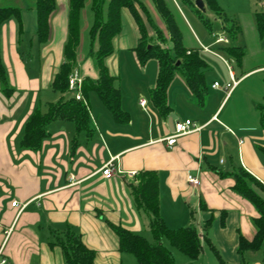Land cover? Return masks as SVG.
Listing matches in <instances>:
<instances>
[{"label":"crops","instance_id":"1","mask_svg":"<svg viewBox=\"0 0 264 264\" xmlns=\"http://www.w3.org/2000/svg\"><path fill=\"white\" fill-rule=\"evenodd\" d=\"M141 1L164 28L152 0ZM30 3L32 6L23 4V0H0L2 7L22 9V28L19 20L12 18L0 29L1 59L8 83L15 90L10 96L4 95L0 82V248L4 245L9 263L67 264L58 240L72 230L95 251L96 264H133L127 258L130 253L120 250V239L111 224L135 233L144 230V216L129 190L130 184L136 182V176L130 173L137 175L143 171L158 173L161 215L169 228L194 223L202 232L205 222L217 220L215 216L211 218V211H221L223 227L229 228L238 219L242 230L239 241L241 236L253 240V219L259 214L250 201L234 191L232 173L243 168L264 186V128L259 111L264 102V64L248 67L244 57L239 68L233 69L212 50L217 46L214 42L201 48V56L206 53L216 59L209 61L211 65L206 61L208 94L203 105L179 75L168 90L170 110L166 115L148 95H141L140 99L147 100L146 106L136 99L132 105L120 85L123 108L131 114V121L119 124L99 96L90 92L87 103L94 128L92 137L82 133L74 145L75 125L56 121L49 126V136L41 150H24L20 144L28 119L36 111L46 112L54 100L59 101L51 90L56 91L52 84L65 62L70 17V1L57 0L49 40L42 45L34 37L35 0ZM86 13L84 9L76 69L86 60L84 31L90 26L89 22V26L85 24ZM129 23L115 41L116 50L117 46L134 49L138 45L139 32L132 16ZM142 66L145 71V65ZM82 76L98 80L93 70H85ZM234 80L238 84L229 89ZM156 81L147 84L150 91ZM216 82L219 88H214ZM187 120L195 124L193 132L179 137L169 147L166 139L174 134L175 124ZM220 155L230 158L222 169L224 177L212 166L214 158ZM111 160L124 173H116L108 180L100 170ZM189 175L201 184L192 185ZM13 202L19 206H13ZM232 213L238 215L236 220L231 218ZM8 230L12 231L9 236ZM229 239V245L220 246L229 264H261L257 252L241 256L235 241ZM196 264L215 262L203 251Z\"/></svg>","mask_w":264,"mask_h":264},{"label":"trees","instance_id":"2","mask_svg":"<svg viewBox=\"0 0 264 264\" xmlns=\"http://www.w3.org/2000/svg\"><path fill=\"white\" fill-rule=\"evenodd\" d=\"M69 39L65 47V62L53 81L52 87L61 94L69 90V77L78 64V48L81 44L82 12L88 0H69ZM181 5L193 9L201 18L208 29L212 28L211 22L196 7L193 0H177ZM206 7L222 19L227 25L225 31L230 36L236 34V27L228 26L230 18L220 7L218 0H203ZM164 28L154 19L151 11L141 0H92L94 23L90 29L91 57L98 68V80L86 78L83 87L85 100H77L74 97L61 99L49 103L46 112L36 111L27 121L24 135L21 140V148L30 151H39L43 147L44 140L49 136V126L56 122H70L76 127L77 135L73 144L78 143V135L85 133L92 137L94 128L88 96L95 92L104 106L110 111L114 120L119 124H128L131 114L123 108V96L120 88L119 77L114 76L107 68L105 61L116 53L115 41L123 30L122 14L128 10L133 17L139 32V42L134 48L141 65H146L151 59L159 63V74L156 85L150 91L153 105L162 113L170 110L168 104V90L177 75L183 76L187 86L198 102L205 103L208 88L205 79L208 64L201 56V48H187L184 43V34L180 22L173 9L172 0H152ZM35 11L37 13V31L35 38L40 44L49 40L51 32V16L57 9V0H36ZM20 7H0L1 26L12 18L19 20L22 28ZM256 27L260 37L264 36V12H258L255 16ZM153 33L155 36H153ZM98 48L95 49V44ZM234 57L238 64L243 62L245 50L240 46H227L221 48ZM0 82L1 91L10 96L15 90L9 85L7 71L1 59L0 46ZM261 114V126L264 128V102L259 105ZM264 155V149H262ZM221 176L226 174L220 170ZM235 177L234 191L250 201L259 216L253 220L256 235L253 240L244 236L240 237L238 252L244 256L247 252L264 251V199L256 192L255 186L264 190V186L243 168L232 173ZM133 199L139 212L148 216L149 226L156 243H150L142 235L130 231L121 226L111 224L120 239V250L123 253L133 254L138 264H177L172 251L163 244L167 239L173 248L188 256L189 264H196L201 257L204 246L211 249L221 264H226L213 243L209 233L212 228V219L205 222L202 232L192 223L190 226L180 229H171L161 215L160 183L158 173L155 171H143L137 174L136 182L130 184ZM193 221H194V213ZM58 244L62 246L67 264H96V253L89 249L83 242L82 236L72 230H67L64 236L59 238Z\"/></svg>","mask_w":264,"mask_h":264},{"label":"rangeland","instance_id":"3","mask_svg":"<svg viewBox=\"0 0 264 264\" xmlns=\"http://www.w3.org/2000/svg\"><path fill=\"white\" fill-rule=\"evenodd\" d=\"M31 1L32 0H23V4L25 3L27 5H31L30 3ZM193 1L196 2L197 0H193ZM172 2L174 5L173 9L180 22V26L184 34V43L187 48L190 47L203 48V46L205 47L210 46L215 42V38H213V35L215 34L216 36L226 37L229 39V44L219 43L217 44V46L213 47L212 50L217 51L216 53H218V55H221L233 69L239 68V64L237 63L234 57L230 56L228 53L223 51L221 49L222 47H227V46L243 47L246 52L245 60H246V66L248 67L264 64V36L263 37L259 36L256 27V18H255L258 12H264V0H218L220 7L226 12L227 16L231 20L230 23H228V26L229 27L234 26L236 27V29L238 28V31L236 30V34L234 36H230L228 35L227 32H225V29L223 27L226 24L222 19L216 17V15L212 12L210 8L206 7V12H203V15L212 24V28L208 29L206 25L202 22L200 16L195 11H193L192 8L181 5L177 0H172ZM87 3L88 4L85 7L87 12L86 13L87 18L85 19L87 22L85 23L84 21V23L87 25L89 22L90 26L88 24L89 27L87 28L86 31H84L85 41H86L85 42L86 60L83 63V65L77 69L79 70L81 75L85 74V70L90 72L93 70L99 77L98 68L95 67V63L90 55L91 40H92L90 35V29L94 23V12L92 11L90 0H88ZM34 6L35 5H33V7ZM0 7H2L1 4ZM123 13H124L123 15V29H124L125 27L127 28L128 25L130 24L129 16L131 15L127 10H124ZM132 29L133 28L130 27V32ZM153 36H155L154 33ZM131 39L133 40L132 35H131ZM94 47L95 49H97L98 44L96 43ZM117 47L118 48L116 50V53L112 57L108 58L105 61V64L112 74L117 75L120 78L119 82L121 87H123L124 96L126 97V100L132 103L133 105L135 99L138 100L137 101L138 103L140 102L141 95H144L143 97H146L147 95L150 96L149 95L150 90L147 84H149L151 81L152 83H154L153 81L157 79L156 77L158 76L159 73V63L156 59H151L144 66L146 67V70L143 71L141 70L143 66L139 62L137 58V54L133 48L126 49L122 46H117ZM202 58L205 61H207L209 65H211L210 62L216 60L215 57H210V55L206 53H203ZM211 68L212 66L210 67V69ZM179 76L181 75L179 74ZM51 92L59 100L61 99L62 96H64L65 98H71L76 96V93L71 92L69 90L64 95L59 92L56 93V91L53 90H51ZM54 101L56 102L58 100H54ZM226 161L230 162V158H227L225 155L217 156L216 158H214V162L212 166L222 171L223 167H225L224 163ZM129 190L131 189L129 188ZM255 190L264 199V190L258 186H255ZM210 214H211V218L213 216L217 217L216 222L215 219L212 222V229L210 232V236L214 244L217 246L220 254L228 263L227 258L224 256V252H223L224 250H222L220 246L224 247L225 244L229 245V240H230L229 238H232L233 241H235L236 243L235 245L239 247L238 244L239 235L240 232L242 233V230L237 222L238 219L236 220L235 218V217L238 218V215L237 214L234 215L232 213L231 218H233L236 221L232 223L229 228L228 227L225 228L222 225L223 212L211 211ZM142 216H144L143 219L145 222L144 230L142 232H139L138 234L145 237L150 243L155 244L156 241L149 226L148 216L144 213H142ZM237 226H239V228ZM180 228L183 227L174 228V230ZM163 244L172 251L173 257L177 264L190 263V259L188 258V256L180 252L178 249L173 248L167 239L163 240ZM203 246H204V252H206L207 254H209V256L212 257L215 264H220L217 258L215 257V255L213 254V252L211 251V249L207 246V244L203 243ZM233 252L235 253V247L234 249L232 248V253ZM257 255L259 256L260 259L259 262L261 264H264V251L257 252ZM127 258L132 259L134 262L133 264H138L137 258L133 254H128ZM126 263L128 264L127 261Z\"/></svg>","mask_w":264,"mask_h":264},{"label":"built area","instance_id":"4","mask_svg":"<svg viewBox=\"0 0 264 264\" xmlns=\"http://www.w3.org/2000/svg\"><path fill=\"white\" fill-rule=\"evenodd\" d=\"M215 38V43H228V39L221 36L213 35ZM85 78L81 75L78 69H75L72 74L69 77V91L76 93L77 100H85L84 94H83V87H84ZM238 84V81L234 80L232 84L228 85V88H233ZM220 84L215 83L214 88H219ZM142 106L147 105V100H142L140 102ZM195 128V124L191 120H187L185 122H177L175 124V132L173 135L168 137L166 139L169 147H172L176 144L179 137L187 135L191 132H193V129ZM102 176L105 179H113L115 177V174H123L124 172L119 168V166L116 165L115 160L109 161L107 164L104 165V167L100 170ZM132 176H137L136 173H130ZM189 182L194 186H199L201 184L200 180L193 175L188 176ZM13 206H19L18 202H13ZM12 231L8 230L6 233L7 236L10 235ZM0 264H10L8 257L5 255V248L4 245L0 248Z\"/></svg>","mask_w":264,"mask_h":264},{"label":"water","instance_id":"5","mask_svg":"<svg viewBox=\"0 0 264 264\" xmlns=\"http://www.w3.org/2000/svg\"><path fill=\"white\" fill-rule=\"evenodd\" d=\"M196 7L201 10L202 12H206V5L205 2L203 0H197L195 2Z\"/></svg>","mask_w":264,"mask_h":264}]
</instances>
